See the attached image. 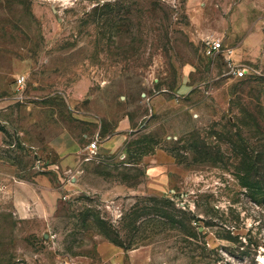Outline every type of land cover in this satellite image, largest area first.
Masks as SVG:
<instances>
[{"label": "rangeland", "instance_id": "obj_1", "mask_svg": "<svg viewBox=\"0 0 264 264\" xmlns=\"http://www.w3.org/2000/svg\"><path fill=\"white\" fill-rule=\"evenodd\" d=\"M0 264H264V0H0Z\"/></svg>", "mask_w": 264, "mask_h": 264}, {"label": "built area", "instance_id": "obj_2", "mask_svg": "<svg viewBox=\"0 0 264 264\" xmlns=\"http://www.w3.org/2000/svg\"><path fill=\"white\" fill-rule=\"evenodd\" d=\"M223 46H222V43L219 39H212L208 44H207V51L208 52H216L218 51L219 49H221ZM232 71L233 73L237 76V77H243L246 73V70L244 67H233L232 68ZM24 80V77L21 76L19 78H17V81L18 83H22ZM97 147V143L95 140L89 142L88 144V148L93 151L95 148Z\"/></svg>", "mask_w": 264, "mask_h": 264}]
</instances>
